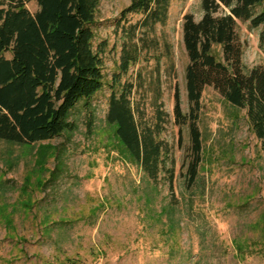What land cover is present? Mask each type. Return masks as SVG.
Instances as JSON below:
<instances>
[{
	"label": "rangeland",
	"instance_id": "rangeland-1",
	"mask_svg": "<svg viewBox=\"0 0 264 264\" xmlns=\"http://www.w3.org/2000/svg\"><path fill=\"white\" fill-rule=\"evenodd\" d=\"M128 5L100 0L93 45L103 58L104 87L91 100L93 125L80 103L71 117L74 133L34 146L0 141V264H264V156L245 113L232 111L211 88L203 94L199 122L205 190L190 191L185 180L190 141L186 129L180 141L174 96L178 88L187 113L182 26L187 14L201 19V0H172L168 24L157 29L175 59V72L164 62L161 77L169 118L160 138L172 152L173 179L163 174L159 187L149 185L106 124L123 44L121 14ZM27 8L38 11L36 2ZM240 34L245 67L264 66L260 30L241 25ZM140 69L146 73L145 62L123 82L134 81ZM149 97L147 121L153 123ZM192 195L196 204L189 209ZM169 207L177 225L163 214Z\"/></svg>",
	"mask_w": 264,
	"mask_h": 264
},
{
	"label": "trees",
	"instance_id": "trees-1",
	"mask_svg": "<svg viewBox=\"0 0 264 264\" xmlns=\"http://www.w3.org/2000/svg\"><path fill=\"white\" fill-rule=\"evenodd\" d=\"M27 2H36L35 14ZM171 5L172 0H129L122 11L119 71L106 116L129 161L149 185L157 187L163 174L174 177L171 149L160 137L169 118L163 110V64L173 74L175 59L169 41L157 34L158 27L168 24ZM99 6L100 0H0L1 142L34 146L74 133L77 124L71 117L80 103L88 124L93 125L91 100L104 87L103 58L93 45ZM201 11L199 21L185 15L182 26L188 59L184 75L187 113L178 88L174 96L180 141L183 129L190 141L184 157L185 180L190 191L194 186L200 192L205 186L200 177L204 139L199 122L206 89L217 93L232 111L245 113L264 156V66L245 67L240 34L241 25L259 29L264 54V0H201ZM129 16L140 19L132 23ZM143 62L146 73L140 69L134 81L123 82L131 68ZM150 95L153 123L147 121ZM169 189H173L172 180ZM195 196L187 198L189 209L196 204ZM163 214L172 226L177 225L173 207Z\"/></svg>",
	"mask_w": 264,
	"mask_h": 264
}]
</instances>
